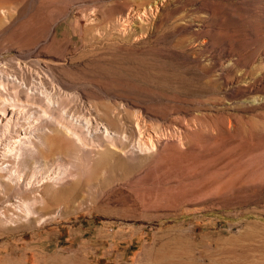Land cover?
Instances as JSON below:
<instances>
[{"label":"rangeland","instance_id":"obj_1","mask_svg":"<svg viewBox=\"0 0 264 264\" xmlns=\"http://www.w3.org/2000/svg\"><path fill=\"white\" fill-rule=\"evenodd\" d=\"M17 65L125 149L155 146L109 171L50 134L75 175L0 219V264H264V0H0V69Z\"/></svg>","mask_w":264,"mask_h":264},{"label":"bare ground","instance_id":"obj_2","mask_svg":"<svg viewBox=\"0 0 264 264\" xmlns=\"http://www.w3.org/2000/svg\"><path fill=\"white\" fill-rule=\"evenodd\" d=\"M137 16L138 13L132 18ZM24 69L20 65L13 67L11 73L0 69V219L6 221L7 218L12 220L14 214L17 217L35 214L33 206L43 203L42 195L37 193L39 189L36 188L40 180L48 179L56 185L74 177L75 174L63 166L62 153L54 151L49 145L50 134L60 133L71 141L73 151H67L65 155H79L92 167L101 165L109 171L115 167L127 168L121 160L110 162L114 152L121 151L136 159L139 154L151 152L155 146L153 140L147 137L144 140L135 139L125 149L119 133L112 132L109 125L98 121L97 114L94 115L90 107H85L83 116L63 109L59 97L65 96L66 92L55 86L44 72H36L33 79ZM36 101L42 104L37 107ZM75 104L85 106L80 101ZM39 111L43 114L57 112L59 116L51 118L48 115L46 122H41ZM14 193L20 195L18 200L7 203Z\"/></svg>","mask_w":264,"mask_h":264}]
</instances>
